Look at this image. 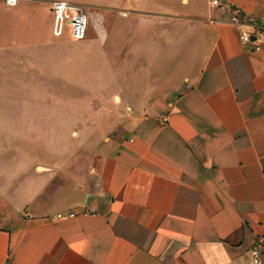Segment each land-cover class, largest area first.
<instances>
[{"label": "crops", "instance_id": "obj_1", "mask_svg": "<svg viewBox=\"0 0 264 264\" xmlns=\"http://www.w3.org/2000/svg\"><path fill=\"white\" fill-rule=\"evenodd\" d=\"M51 1L0 0V100L44 52L88 75L84 51L125 20L139 71L88 75L86 99L143 106L66 130L119 126L79 170L63 145L21 155L0 107V264H256L257 243L264 264V30L255 49L230 19L264 23V0H64L89 8L79 42L53 35Z\"/></svg>", "mask_w": 264, "mask_h": 264}, {"label": "rangeland", "instance_id": "obj_2", "mask_svg": "<svg viewBox=\"0 0 264 264\" xmlns=\"http://www.w3.org/2000/svg\"><path fill=\"white\" fill-rule=\"evenodd\" d=\"M119 23L121 25H114L108 29L109 33L105 42L95 40L88 46L89 51H84L83 68L89 72L90 79L111 76L123 83L129 76L132 79L133 70L138 73L140 67L135 66L136 62L133 64L128 51L130 44L136 42L135 37L125 32L128 27L125 20ZM44 54H41L44 59L37 61V65L29 75L22 73L17 77V82L1 85L4 97L0 100V107L6 111H14L17 128L14 139L16 143H19L21 155L44 153L49 150L45 145L49 146V144H52L53 152H55L60 149L59 146L63 145L69 160L75 163L72 168L79 170L83 163H86L84 160L87 161V158L96 150L103 148L107 139L119 126L116 124L112 130H109L108 126L105 131L73 129L67 132L66 130L78 127L84 120L89 121L93 111L96 113L103 110L106 114L124 115L130 108H141L143 101L119 100L118 96L108 101H88L90 99L86 98L91 92L88 87L92 85L87 80L89 76L79 72L80 77L76 74L72 77L71 74L74 72H71L68 83L66 80L69 81V79H66V75H62L64 64L61 61L60 51L49 55L44 52ZM4 118L7 121L9 116ZM51 128L54 129L52 133L48 131ZM7 134L9 132L6 131L4 136Z\"/></svg>", "mask_w": 264, "mask_h": 264}, {"label": "built area", "instance_id": "obj_3", "mask_svg": "<svg viewBox=\"0 0 264 264\" xmlns=\"http://www.w3.org/2000/svg\"><path fill=\"white\" fill-rule=\"evenodd\" d=\"M18 0H4L7 6H14ZM214 5L224 7L225 4H221L219 0H213ZM49 8L52 14V33L54 36L60 37L67 31L70 38L73 40H84L87 37L90 12L82 4L72 3L64 0H54L49 3ZM231 22L238 26L248 25L251 27V31L242 29L240 33V40L242 43L249 42L252 39L254 33L253 42L255 49H259L261 41L260 33L264 30V23H256L242 19L239 13L233 11ZM74 213H68L67 216H73ZM58 218L64 217L63 213H57ZM261 243H257L251 250L250 254L252 260L256 264H262L261 259Z\"/></svg>", "mask_w": 264, "mask_h": 264}]
</instances>
